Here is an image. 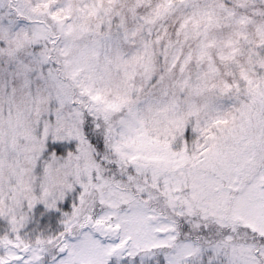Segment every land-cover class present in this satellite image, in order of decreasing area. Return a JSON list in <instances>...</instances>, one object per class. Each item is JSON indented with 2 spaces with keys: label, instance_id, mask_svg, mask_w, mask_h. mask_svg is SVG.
Wrapping results in <instances>:
<instances>
[{
  "label": "snow or ice",
  "instance_id": "6c2138e0",
  "mask_svg": "<svg viewBox=\"0 0 264 264\" xmlns=\"http://www.w3.org/2000/svg\"><path fill=\"white\" fill-rule=\"evenodd\" d=\"M0 264H264V0H0Z\"/></svg>",
  "mask_w": 264,
  "mask_h": 264
}]
</instances>
